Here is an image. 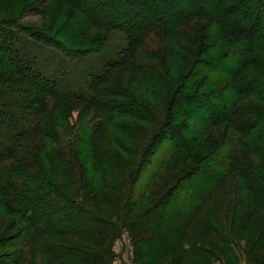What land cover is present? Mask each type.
<instances>
[{"label":"trees","instance_id":"16d2710c","mask_svg":"<svg viewBox=\"0 0 264 264\" xmlns=\"http://www.w3.org/2000/svg\"><path fill=\"white\" fill-rule=\"evenodd\" d=\"M115 31L76 78L19 44ZM125 230L138 264H264V0H0V264H111Z\"/></svg>","mask_w":264,"mask_h":264},{"label":"rangeland","instance_id":"374dc122","mask_svg":"<svg viewBox=\"0 0 264 264\" xmlns=\"http://www.w3.org/2000/svg\"><path fill=\"white\" fill-rule=\"evenodd\" d=\"M41 8H42V5L40 4H36L28 8V10H26L25 13H22L19 15L15 25L16 26L22 25V26H25L26 28H31L33 30H37L40 32H46L51 22V13L50 11L44 13L42 12ZM2 15L11 16V17L13 16V18L16 16L15 14H12V13H2ZM62 21L63 19L61 18L55 24L54 28L55 29L58 28V26L61 25ZM53 31L49 32V34H53ZM20 36L21 37L19 39V44L23 45V47L25 46L26 50H29V49L32 50L36 55H38L39 58L43 59L47 70L53 71L54 69H56L61 73H65V71L68 70V74L72 78L74 77L76 78L79 76L80 69L76 68L77 63H80V62L85 63L88 61H92L93 64H95L96 61H98L99 63H102L105 59L109 57H114L117 54L119 48L124 44L122 33L118 31L111 32L108 37L104 50L100 52H91L84 57H79L78 59H71L69 57L64 56L61 52L57 51L53 47H49L45 45L40 40L33 39L23 34ZM25 49L23 50L25 51ZM80 58H82L83 60ZM81 68H82L81 70H84L85 66H81ZM69 69L71 70V73ZM12 97H16V96L14 95ZM12 99L16 100V98H12ZM12 99L11 101L14 102ZM222 156H224V154H222ZM215 157L219 158V154H217ZM169 174L170 173L165 172L164 168L160 171L159 173L160 179L158 177L153 184V185L157 184L158 187L154 186L152 189H150V194L148 195L147 199L142 200L140 202L139 207L136 209V212L144 210L149 205H151L152 202L156 198L161 196L163 192H165V190L169 188V186H171L175 182V180H177L178 176L181 174V171L177 172L176 174L172 173L173 175L170 174V179H168L166 184H164L162 187L161 184L164 183L163 178H165ZM226 192L227 191L224 190L222 194L226 195ZM234 193L231 192V194H234ZM115 220H117V218H115ZM239 242L241 245H243L244 243L243 240H239ZM133 249H134V245L132 243V239L129 236L128 231L125 230L121 234V236L115 238L114 240V244H113L114 257L111 261V264H138V262L139 263L142 262V261L134 260ZM215 264H221V262L216 261Z\"/></svg>","mask_w":264,"mask_h":264},{"label":"crops","instance_id":"0c3cea01","mask_svg":"<svg viewBox=\"0 0 264 264\" xmlns=\"http://www.w3.org/2000/svg\"><path fill=\"white\" fill-rule=\"evenodd\" d=\"M239 264H248L245 259H243Z\"/></svg>","mask_w":264,"mask_h":264}]
</instances>
